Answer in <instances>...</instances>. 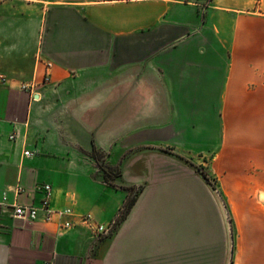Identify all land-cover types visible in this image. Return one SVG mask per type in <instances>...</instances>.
I'll use <instances>...</instances> for the list:
<instances>
[{"label":"crops","instance_id":"1","mask_svg":"<svg viewBox=\"0 0 264 264\" xmlns=\"http://www.w3.org/2000/svg\"><path fill=\"white\" fill-rule=\"evenodd\" d=\"M0 75V200L37 206L49 184L50 207L73 212L25 221L4 207L0 264H101L126 221L99 235L79 216L115 223L147 190L189 96L193 126L221 128L210 171L230 208L253 213L237 201L264 192V0H0ZM249 226L230 264H264V216Z\"/></svg>","mask_w":264,"mask_h":264},{"label":"water","instance_id":"2","mask_svg":"<svg viewBox=\"0 0 264 264\" xmlns=\"http://www.w3.org/2000/svg\"><path fill=\"white\" fill-rule=\"evenodd\" d=\"M149 160L148 188L111 235L101 264H227L229 235L212 186L180 155L156 151Z\"/></svg>","mask_w":264,"mask_h":264},{"label":"rangeland","instance_id":"3","mask_svg":"<svg viewBox=\"0 0 264 264\" xmlns=\"http://www.w3.org/2000/svg\"><path fill=\"white\" fill-rule=\"evenodd\" d=\"M190 88H193V86L190 85ZM200 106L202 107L198 101L190 96L187 97L186 100L181 101L178 111L180 113L179 120L184 123V131L179 133L178 131L171 130L169 138L165 139L163 145L167 146L170 152L173 151L176 154L184 156L183 158L186 159L188 164L195 167L200 173L205 172L208 174V182L212 186L214 194L219 201L226 222L230 242L229 261L227 264H230L231 252L234 248L236 236H239L242 231H246V228L249 226L246 225V222H250L251 224V228L250 226L248 228L251 235L256 236L258 234L257 232L260 230L258 229V223L261 217L264 216V212H258L259 209L257 206L264 205V192L260 193L259 197H240L237 201V203L242 206L253 205V213H239L230 208L227 198L219 188L220 184L210 171V162L216 155L217 149L215 144H217L216 142L219 141L221 136V128L217 124L218 126H215V128L212 126L211 128L202 129V131H200L198 127L193 126L198 123L201 117L202 110ZM172 116L171 121H173L175 116L174 110L172 111ZM218 119L219 118L214 115L210 120L215 124V121H218ZM174 120L178 122L176 118H174ZM244 156V154L241 155L242 158H244ZM243 221L244 229H242Z\"/></svg>","mask_w":264,"mask_h":264},{"label":"built area","instance_id":"4","mask_svg":"<svg viewBox=\"0 0 264 264\" xmlns=\"http://www.w3.org/2000/svg\"><path fill=\"white\" fill-rule=\"evenodd\" d=\"M50 63L47 64L49 66ZM5 76L0 75V81L4 82ZM49 77L45 76L43 82H48ZM24 89L31 90L32 86H22ZM25 155H31L32 152L26 150ZM43 188L46 192L45 197L41 200L40 205H25V204H11L5 198L0 200V214L2 210L6 206H10L12 208V217L16 219H21L25 221H35V220H42L44 222H50L55 217H64V216H72L73 212L70 208L64 209H54L49 205V196L51 192V186L49 184H44ZM81 221L86 225L93 228L96 234H106L113 226L114 222H111L108 225L103 224H95L91 216L89 214H84L79 216ZM63 227H70L71 222L70 220L66 219L62 222Z\"/></svg>","mask_w":264,"mask_h":264},{"label":"trees","instance_id":"5","mask_svg":"<svg viewBox=\"0 0 264 264\" xmlns=\"http://www.w3.org/2000/svg\"><path fill=\"white\" fill-rule=\"evenodd\" d=\"M98 165L100 168L103 169L104 171V175H105V179H108L109 178V175L111 173V170L109 167L103 165L102 161L99 160V158L96 159ZM203 177L208 181L209 177H208V174L203 172ZM128 190H131V188H127ZM136 196H137V192H134V194H132V196H130L127 201L125 202V205L123 207V209L120 211L115 223L113 224L114 225H117L120 221H122L125 216L127 215V213L129 212L130 208L132 207V205L134 204V202L136 201Z\"/></svg>","mask_w":264,"mask_h":264}]
</instances>
